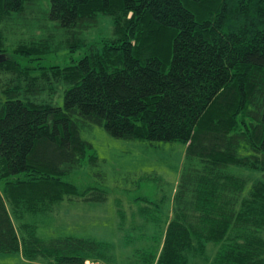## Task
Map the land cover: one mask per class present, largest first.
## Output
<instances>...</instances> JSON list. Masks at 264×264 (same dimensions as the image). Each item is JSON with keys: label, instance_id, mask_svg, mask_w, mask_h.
I'll use <instances>...</instances> for the list:
<instances>
[{"label": "trees", "instance_id": "1", "mask_svg": "<svg viewBox=\"0 0 264 264\" xmlns=\"http://www.w3.org/2000/svg\"><path fill=\"white\" fill-rule=\"evenodd\" d=\"M36 6L41 20L67 35L70 52L82 49L78 61L31 66L53 36L6 49L2 25L30 22L25 16ZM100 16L112 20V37L81 41ZM0 58V78L10 75L0 100L1 254L111 263L106 242L43 239L28 224L18 236L12 221L65 198L106 202L105 190L66 182L97 164L80 127L95 125L118 140L179 142L198 164L181 170L160 247L135 250L139 264H188L190 253L205 257L207 245L216 248L208 264H264V0H0ZM51 79L64 88L62 106L36 101L50 88L38 82ZM233 168L260 176L249 187ZM136 202H144L141 217L161 224L162 202Z\"/></svg>", "mask_w": 264, "mask_h": 264}, {"label": "rangeland", "instance_id": "2", "mask_svg": "<svg viewBox=\"0 0 264 264\" xmlns=\"http://www.w3.org/2000/svg\"><path fill=\"white\" fill-rule=\"evenodd\" d=\"M44 3V2H43ZM36 6L25 18L30 21L15 23L9 21L2 25L1 31L6 49L11 52L19 45L39 44L40 41L51 39V49L39 55L31 66L64 67L78 61L83 51L70 52L64 46L67 35L50 26L37 15ZM40 18V19H39ZM113 22L106 16L98 18L96 26L88 29L80 36L86 44H93L112 37ZM20 55V54H19ZM23 61V60H22ZM10 75L3 74L0 78V100ZM8 78V79H7ZM50 82L40 80L39 84H48L36 97L38 102L63 104V87L53 79ZM13 83L24 84V81ZM40 87V86H39ZM81 137L93 146L98 157L95 166L79 169L66 178V182L75 185L82 191L87 188H101L107 192L106 202L101 204L84 203L81 199L67 198L56 203L51 211L44 213H25L12 216L18 236L22 235L21 225L28 224L36 228L37 236L43 239L73 236L92 238L112 246L110 264H139L135 250L159 249L156 243L165 229L166 217L173 211V197L176 193L181 170L187 166H198L196 161H187L184 146L179 143L157 144L151 146L144 141L118 140L110 137L98 126H82ZM238 175L248 178L249 187L260 174L248 169L233 168ZM159 205L161 203V224L147 222L137 209L139 199ZM11 213V207L8 205ZM117 211H121L124 219L119 221ZM12 215V214H11ZM205 257L190 253L188 264H208L216 248L206 246ZM208 259V260H207ZM0 264H46L43 261H28L16 254H1ZM98 264H104L99 262Z\"/></svg>", "mask_w": 264, "mask_h": 264}, {"label": "water", "instance_id": "3", "mask_svg": "<svg viewBox=\"0 0 264 264\" xmlns=\"http://www.w3.org/2000/svg\"><path fill=\"white\" fill-rule=\"evenodd\" d=\"M3 59L0 58V61H2Z\"/></svg>", "mask_w": 264, "mask_h": 264}]
</instances>
